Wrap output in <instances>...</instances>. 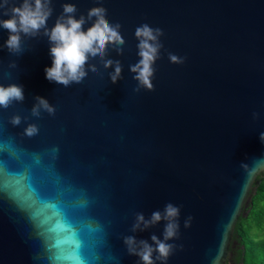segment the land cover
I'll return each mask as SVG.
<instances>
[{
  "label": "water",
  "instance_id": "water-1",
  "mask_svg": "<svg viewBox=\"0 0 264 264\" xmlns=\"http://www.w3.org/2000/svg\"><path fill=\"white\" fill-rule=\"evenodd\" d=\"M65 2L76 18L103 6L121 24L123 54L109 48L106 58L121 62L122 79L113 84L114 69L92 60L100 75L50 82L43 35L24 38L19 55L0 50V83L24 93L0 109V264H138L123 238L162 239L163 221L130 229L137 212L148 218L168 203L180 208V229L166 264H230L264 175V0H53L49 27ZM145 23L163 30V48L154 90L135 92L129 66ZM8 35L0 29V45ZM37 96L54 115L31 116ZM30 123L38 135L23 134Z\"/></svg>",
  "mask_w": 264,
  "mask_h": 264
},
{
  "label": "clouds",
  "instance_id": "clouds-1",
  "mask_svg": "<svg viewBox=\"0 0 264 264\" xmlns=\"http://www.w3.org/2000/svg\"><path fill=\"white\" fill-rule=\"evenodd\" d=\"M54 12L53 0H0V29L8 32V38L0 50L7 49L12 55L23 52L24 38H36L43 35L49 43V55L52 63L45 68V78L50 82L63 85L65 88L72 84H80L91 72L100 75L96 64L92 60L99 61L105 70L112 68L109 78L113 84L122 79V64L119 60L107 59L109 48L118 55L123 54L125 40L121 35V24L109 23L107 10L103 6L92 7L87 14L76 18L78 9L74 3L62 4V12L56 17L54 25L49 27L48 21ZM8 17V18H3ZM91 26L84 29L86 24ZM164 35L160 28H153L148 24H142L135 30V38L138 41V62L130 65L129 70L133 73V79L137 82L135 92L146 89L154 90L152 79L156 69L154 65L160 59L163 48L160 37ZM168 59L173 64H183L184 59L175 54L168 53ZM8 67L16 68L15 61H11ZM24 100L22 86L14 83L4 85L0 83V109H7L14 103ZM36 103L31 109V116L39 118L42 112L49 115L55 114V107L47 99L37 96ZM253 119H259L260 113L254 112ZM27 119L26 117L23 118ZM11 125L19 126L22 123L20 115L10 118ZM39 127L30 123L24 128L23 134L32 137L38 135ZM261 144H264V132L259 135ZM58 151V149H54ZM242 168L248 165L242 163ZM180 208L168 203L164 209L151 213L146 218L142 212L135 214L131 225L132 233L144 232L149 228L164 222L163 238L151 235V243L145 239H137L135 235L123 238L129 255L138 257V264H166L169 256L177 247L169 241L179 238ZM191 217L185 220V228L190 226ZM154 253L156 254L154 257Z\"/></svg>",
  "mask_w": 264,
  "mask_h": 264
},
{
  "label": "trees",
  "instance_id": "trees-1",
  "mask_svg": "<svg viewBox=\"0 0 264 264\" xmlns=\"http://www.w3.org/2000/svg\"><path fill=\"white\" fill-rule=\"evenodd\" d=\"M229 260L230 264H264V175L249 211L239 221L238 239Z\"/></svg>",
  "mask_w": 264,
  "mask_h": 264
}]
</instances>
